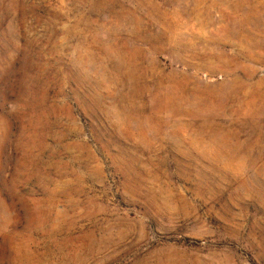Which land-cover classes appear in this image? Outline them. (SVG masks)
I'll use <instances>...</instances> for the list:
<instances>
[{
    "label": "rangeland",
    "instance_id": "obj_1",
    "mask_svg": "<svg viewBox=\"0 0 264 264\" xmlns=\"http://www.w3.org/2000/svg\"><path fill=\"white\" fill-rule=\"evenodd\" d=\"M0 264H264V0H0Z\"/></svg>",
    "mask_w": 264,
    "mask_h": 264
}]
</instances>
